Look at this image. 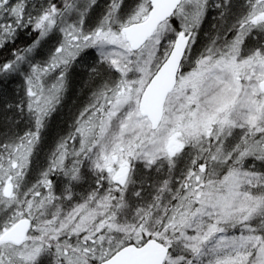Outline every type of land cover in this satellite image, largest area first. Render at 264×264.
I'll use <instances>...</instances> for the list:
<instances>
[{
	"label": "snow or ice",
	"instance_id": "1",
	"mask_svg": "<svg viewBox=\"0 0 264 264\" xmlns=\"http://www.w3.org/2000/svg\"><path fill=\"white\" fill-rule=\"evenodd\" d=\"M0 264H264V0H0Z\"/></svg>",
	"mask_w": 264,
	"mask_h": 264
},
{
	"label": "trees",
	"instance_id": "2",
	"mask_svg": "<svg viewBox=\"0 0 264 264\" xmlns=\"http://www.w3.org/2000/svg\"><path fill=\"white\" fill-rule=\"evenodd\" d=\"M6 54L7 53H3V55ZM74 87H78V81L76 82V84H74ZM85 96L84 94L82 95L79 91L70 94L69 99L66 101L65 107L63 109L64 114L67 115L70 111L74 112L77 107H79L82 103L86 101L87 94ZM70 122L71 121L69 120V123Z\"/></svg>",
	"mask_w": 264,
	"mask_h": 264
},
{
	"label": "rangeland",
	"instance_id": "3",
	"mask_svg": "<svg viewBox=\"0 0 264 264\" xmlns=\"http://www.w3.org/2000/svg\"><path fill=\"white\" fill-rule=\"evenodd\" d=\"M212 21H211V19L208 21V22H206L205 23V29H208V27H209V25H210V23H211ZM86 95V93H84V96ZM86 97V96H85Z\"/></svg>",
	"mask_w": 264,
	"mask_h": 264
},
{
	"label": "bare ground",
	"instance_id": "4",
	"mask_svg": "<svg viewBox=\"0 0 264 264\" xmlns=\"http://www.w3.org/2000/svg\"><path fill=\"white\" fill-rule=\"evenodd\" d=\"M83 95V94H82Z\"/></svg>",
	"mask_w": 264,
	"mask_h": 264
}]
</instances>
